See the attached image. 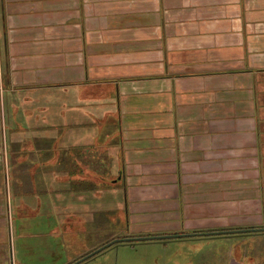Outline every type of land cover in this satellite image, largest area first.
Returning a JSON list of instances; mask_svg holds the SVG:
<instances>
[{
	"label": "crops",
	"instance_id": "crops-1",
	"mask_svg": "<svg viewBox=\"0 0 264 264\" xmlns=\"http://www.w3.org/2000/svg\"><path fill=\"white\" fill-rule=\"evenodd\" d=\"M0 127V164L117 202L122 237L264 226V0H0Z\"/></svg>",
	"mask_w": 264,
	"mask_h": 264
},
{
	"label": "rangeland",
	"instance_id": "rangeland-1",
	"mask_svg": "<svg viewBox=\"0 0 264 264\" xmlns=\"http://www.w3.org/2000/svg\"><path fill=\"white\" fill-rule=\"evenodd\" d=\"M1 133L4 132L0 127V143ZM2 155L0 152V162ZM80 165L85 164H77ZM91 165L95 171L105 173L98 164ZM48 166L19 164L16 160L12 164H0V264H72L125 235L126 225L119 217L117 202L104 206L99 197L88 203L89 195L85 201L70 205L51 201L50 196L57 195L49 190L52 186L47 180L52 168ZM117 195H111L112 199L116 201ZM230 219L228 222L237 226H229L220 219L217 229L263 225L257 224L256 217ZM263 240L264 232H258L186 237L167 243H120L94 253L79 264H226L232 258H240L242 248L248 245L247 252L255 256L256 249L251 247Z\"/></svg>",
	"mask_w": 264,
	"mask_h": 264
},
{
	"label": "water",
	"instance_id": "water-1",
	"mask_svg": "<svg viewBox=\"0 0 264 264\" xmlns=\"http://www.w3.org/2000/svg\"><path fill=\"white\" fill-rule=\"evenodd\" d=\"M258 232H264V226H258V227H251V228H238V229H228L226 230H220V231H212V232H201V233H175V234H161V235H148V236H128V237H120L116 238L114 240L109 241L104 246L98 248L96 251L91 252L90 254L79 258L77 261L73 262L72 264H79L83 260L89 258L91 255H93L96 252H99L106 247L117 245L120 243H133V242H150V241H168L172 239H180V238H186V237H218V236H227V235H239L241 234H252V233H258Z\"/></svg>",
	"mask_w": 264,
	"mask_h": 264
}]
</instances>
